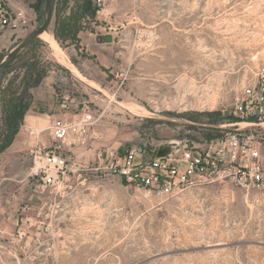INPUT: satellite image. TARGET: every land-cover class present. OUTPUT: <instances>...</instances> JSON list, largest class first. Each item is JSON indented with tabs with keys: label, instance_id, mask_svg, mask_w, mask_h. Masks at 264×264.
<instances>
[{
	"label": "rangeland",
	"instance_id": "obj_1",
	"mask_svg": "<svg viewBox=\"0 0 264 264\" xmlns=\"http://www.w3.org/2000/svg\"><path fill=\"white\" fill-rule=\"evenodd\" d=\"M5 1L29 22L0 36V61L46 16V0ZM63 1L46 32L76 70L42 35L0 70V264H264L256 191L224 180L157 196L97 169L108 148L164 155L233 128L234 98L264 64V0ZM84 105L95 123L45 186L34 152ZM32 119L46 127L27 131Z\"/></svg>",
	"mask_w": 264,
	"mask_h": 264
},
{
	"label": "built area",
	"instance_id": "obj_2",
	"mask_svg": "<svg viewBox=\"0 0 264 264\" xmlns=\"http://www.w3.org/2000/svg\"><path fill=\"white\" fill-rule=\"evenodd\" d=\"M104 7L103 0H97ZM24 9H14L0 0V36L9 28L26 26ZM66 107V103L62 104ZM239 121L222 135L203 144L185 143L164 155L148 152L140 145L123 150L108 148L98 155L104 178L118 176L135 183L150 194L173 195L182 188L227 180L245 190L256 191L264 200V64L256 70L253 85L245 86L234 98L231 112ZM95 123L88 105L71 118H57L49 126L52 144L41 142L34 152L35 175L45 186H53L65 167L62 151L77 141L84 142ZM48 129V128H47ZM29 132L30 128L26 129ZM105 163V166L102 165Z\"/></svg>",
	"mask_w": 264,
	"mask_h": 264
},
{
	"label": "water",
	"instance_id": "obj_3",
	"mask_svg": "<svg viewBox=\"0 0 264 264\" xmlns=\"http://www.w3.org/2000/svg\"><path fill=\"white\" fill-rule=\"evenodd\" d=\"M54 15V5L53 0H46V16L43 23L37 26L28 36L23 39L15 48H13L1 61H0V70L9 62L14 60L18 53L24 49L32 40L37 37H40L44 32H46L53 21ZM105 40L109 41L110 36H106ZM165 152L164 149H161L158 155H162Z\"/></svg>",
	"mask_w": 264,
	"mask_h": 264
},
{
	"label": "bare ground",
	"instance_id": "obj_4",
	"mask_svg": "<svg viewBox=\"0 0 264 264\" xmlns=\"http://www.w3.org/2000/svg\"><path fill=\"white\" fill-rule=\"evenodd\" d=\"M42 37L44 39H46L50 43V45L52 46V48L54 50L55 56L59 59L60 62H62L63 64H65L69 68H71L73 70H76L74 64H72V62L70 61V59H68V57L65 55L64 51L59 46V44L56 41V39H55L54 36H52L51 34H49L47 32H44L42 34ZM31 122H34V124L31 125V126H29L28 128L33 129L32 131H34V132L41 131L42 128H45L46 127L45 126L46 125V121L45 120H42V119H32Z\"/></svg>",
	"mask_w": 264,
	"mask_h": 264
},
{
	"label": "trees",
	"instance_id": "obj_5",
	"mask_svg": "<svg viewBox=\"0 0 264 264\" xmlns=\"http://www.w3.org/2000/svg\"><path fill=\"white\" fill-rule=\"evenodd\" d=\"M66 0H64L63 2H65ZM86 3H89V1H87L86 0ZM53 5H54V7H55V10H56V0H53ZM82 12H88V13H94V10H82ZM77 13V12H76ZM58 25H59V22H58V20L56 21V28H55V36L56 37H58L59 36V30H58ZM7 65V64H6ZM5 65V66H6ZM4 66V67H5ZM22 106H24V104H23V100L22 99H18V101H17V105L15 104L14 105V110H22ZM215 113H217V114H220V112H215ZM227 118L231 121V122H237V121H239V118H237L236 116H234L232 113H230L228 116H227ZM12 132V131H11Z\"/></svg>",
	"mask_w": 264,
	"mask_h": 264
},
{
	"label": "crops",
	"instance_id": "obj_6",
	"mask_svg": "<svg viewBox=\"0 0 264 264\" xmlns=\"http://www.w3.org/2000/svg\"><path fill=\"white\" fill-rule=\"evenodd\" d=\"M67 13H69V12H67ZM87 34H89L88 32H85V31H81L80 32V36H85V35H87ZM90 47H91V45L89 46L88 45V43H86V44H83V47L82 48H80L79 50H81V49H84L86 52H88V51H90ZM99 49L98 48H96V49H94V51L93 52H91V53H93V54H95L97 57L95 58L96 59V61H99V63L101 64V65H103V66H105V64H104V60L103 59H100L99 58V54H98V52H96V51H98ZM61 106L62 105H60V107H58V108H61ZM63 107V106H62ZM57 110V109H56ZM60 110V109H59ZM49 112H51L50 110H49ZM55 112L54 113H48V117L49 118H51L52 116H55ZM57 118H60V117H56V119ZM62 118V117H61Z\"/></svg>",
	"mask_w": 264,
	"mask_h": 264
}]
</instances>
